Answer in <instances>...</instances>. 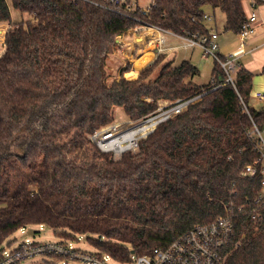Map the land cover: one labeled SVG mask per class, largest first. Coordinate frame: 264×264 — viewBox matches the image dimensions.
I'll return each mask as SVG.
<instances>
[{"label": "trees", "instance_id": "obj_1", "mask_svg": "<svg viewBox=\"0 0 264 264\" xmlns=\"http://www.w3.org/2000/svg\"><path fill=\"white\" fill-rule=\"evenodd\" d=\"M11 1L31 21L13 24L0 0V24H10L0 56V262L8 238L31 225L63 240L84 236L97 254L128 263L231 215L240 245L226 264H264V209L257 219L250 214L262 177L243 175L260 158L250 132L264 129V107L249 104L254 74L239 66L234 84L210 90L193 81L200 71L189 60L163 65L155 79L165 55L135 80L124 77L131 64L113 81L107 68L117 38L138 26L209 34L207 6L220 9L224 30L238 34L246 0H152L147 11L125 0L135 7L124 3L121 13L93 3L108 0ZM213 77L222 83L226 73L215 64ZM198 95L136 152L116 158L90 139L114 123L117 108L141 121L162 101ZM24 130L25 142L14 145Z\"/></svg>", "mask_w": 264, "mask_h": 264}, {"label": "built area", "instance_id": "obj_2", "mask_svg": "<svg viewBox=\"0 0 264 264\" xmlns=\"http://www.w3.org/2000/svg\"><path fill=\"white\" fill-rule=\"evenodd\" d=\"M93 3L121 13L125 0H108L107 7L99 3ZM258 5L256 0H249L250 12L247 15V21L237 34L239 37L238 54L220 55L219 34L211 28H209V34L175 33L150 25H141L130 31L149 33L148 45L151 46V50L154 52L153 63L161 55L168 56L180 50L194 48H199L204 55H210L215 64L226 73V79L222 83H216L215 77L211 79L208 87L210 90H214L228 83L234 84V75L239 67L240 52L245 51L249 38L255 32L254 24L258 19L256 12ZM134 7V3L126 4L127 10H132ZM213 20L211 15L207 13L204 15L205 23ZM255 97L264 102V92L256 93ZM200 98L201 95H198L186 101H178L173 105L160 106L154 115L145 119L139 125H132L134 121H128L126 123L130 124V127L124 128L123 124L115 123L95 132L90 139L102 152L112 153L116 158L121 157L128 151L136 152L139 142L147 138L159 124L181 114ZM150 122H156V125L148 129L147 133L141 132L143 126ZM129 135L133 136L127 138ZM250 136L254 137L258 143L260 158L255 164L247 165L243 175L254 177L260 173L262 177V191L254 203V206L257 207L250 212L253 219H257L261 215L255 212L257 208L264 209V129L260 130L257 126H254ZM243 209L239 208L238 212L241 213ZM20 231L24 234L25 228ZM83 238L84 236H79L77 240H62L57 243L43 244L27 239L14 249L11 246L7 249L5 247L4 258L0 264H25L29 259L39 255H52L65 261L60 264H68L69 260L82 261L86 264H109L110 261H114L109 255H99L95 251L89 253L78 248L76 243ZM239 245L240 242L235 239L233 217L231 215H221L211 222L196 225L167 246L156 248L149 255L138 256L133 254L130 262L135 264H226L230 253L237 249ZM46 263L51 264V262Z\"/></svg>", "mask_w": 264, "mask_h": 264}, {"label": "rangeland", "instance_id": "obj_3", "mask_svg": "<svg viewBox=\"0 0 264 264\" xmlns=\"http://www.w3.org/2000/svg\"><path fill=\"white\" fill-rule=\"evenodd\" d=\"M7 2L10 5L11 22L13 24L24 22L25 25H28L29 21H31V16L27 13H22L19 10L15 9L12 5L11 0H7ZM152 3H153L152 0H139L138 5L143 10L147 11L149 9V7L152 5ZM206 12H207V14L211 15L214 19L213 21H207L208 26H213L216 30V25H217L218 31L220 29H222L223 26H225L226 17H225V14L220 9H218V8L212 9L210 6H207ZM9 27H10V24H5V25L0 24V56L5 51V45L3 43V40H5V35L7 33V30L9 29ZM121 39L122 38H120V36L117 38L116 46H115L116 48L114 47L112 53L109 55V57L107 59V68H108V74L110 75V79H109L110 81H113L116 78H120V74H121L120 70L129 64L132 65L131 71L133 70L134 63H135L136 69H142V70L150 67L153 64L152 63L150 66H148L146 68H144V67L147 64L144 65L142 68H137V66H139L138 58L140 56L139 53L136 52L138 50H136L134 53L133 63H130V60L128 58H124V56L122 57L121 56L122 54H118V49L120 48V43H122ZM140 41H141V39H139L137 43H140ZM120 51H121V49H120ZM183 51H186V50H183ZM183 51L179 52L178 57L175 60V62L181 63L183 60L191 61L195 66L198 67V69L200 71V74L195 76L193 81L199 86L209 84L211 79H212L213 69L215 67L214 59L210 55H204L203 52L199 48H194V49L188 50V52H183ZM152 58H151V60H152ZM166 63H168V62L163 59L162 62L160 63V65L158 66V68L155 70V72L152 75H150V78L155 79L158 76V73H159V70L161 69V67L163 65H165ZM131 71H129V72H131ZM124 77L126 79H129V80H135L139 77V75L136 76L134 73L133 74L131 73V74L124 75ZM256 99L253 98L250 101V106L252 104H254L255 108L263 107L264 102H259L258 99L257 100ZM170 104H171L170 102L162 101L160 103V106H167ZM128 119L129 118L126 116L124 110L122 108H117L116 112H115V121L112 124L121 123V124H123L124 128H129L130 124H128L126 122L131 121V120H128ZM142 121H144V120L134 121L132 125H135V126L139 125ZM24 133H25V130L17 133L18 138H16L17 140L15 139L16 141H15L14 145H19L23 141L25 142V138L23 136ZM109 154H112V153H109ZM27 239H29L32 242L41 243V244H43V243H57V242H60L63 240L60 237L56 236L53 233V231L47 226L31 225V226H28L25 228L24 234H22L21 231H17L12 236H10L8 238V240L6 241V243L4 244V246L6 247V249L9 248L8 243L10 242L11 248L14 249V248L18 247L21 243L26 241ZM76 246L85 252L91 253V252L95 251V249L88 243L86 237H84L80 242H77ZM45 261L51 262V264H60L61 262H65L64 260H61L60 258H58L56 256L39 255L37 257L29 259L28 261L25 262V264H47ZM68 264H86V263L82 262V261L69 260ZM109 264H135V263L134 262L119 263L116 261H110Z\"/></svg>", "mask_w": 264, "mask_h": 264}, {"label": "crops", "instance_id": "obj_4", "mask_svg": "<svg viewBox=\"0 0 264 264\" xmlns=\"http://www.w3.org/2000/svg\"><path fill=\"white\" fill-rule=\"evenodd\" d=\"M244 10L248 15L250 12L249 0H246L244 2ZM256 12L258 15V19L254 24L255 32L249 38L245 51L243 53L240 52V57L238 59L239 66H242L243 68L254 74L250 101L253 98L256 99L255 97L256 93L264 92V74H262V70L264 67V0L257 6ZM207 27L211 29H215L213 26L207 25ZM224 27L225 26H223V28L218 31L216 25V32L219 34L218 44H219L220 55L225 56L230 54H238L239 52L238 35L233 32L225 31ZM120 38H122L121 39L122 43L118 41L120 43L118 54H122L121 55L122 57L124 56V58H128L130 60V63H133L134 61L133 57L136 50H138L136 52H138L140 55L138 59L145 56L146 54H150V55L154 54V52L151 50V46L148 45L149 33L143 32L136 34V32L134 31H129L126 34L121 35ZM139 39H141V41L140 43H137ZM120 49L121 51L122 50L123 51L121 52ZM181 51L183 50L165 56L164 60H166L168 63L169 62L173 63V65H178L179 63H176L175 60L177 59L178 54ZM183 52H188V50ZM153 61L154 58H152V60H150L144 68L150 66L153 63ZM133 66H134L133 70L131 72H127L126 74L134 73L136 76H138L142 69H136L135 63ZM253 105L254 104H252L251 106L255 108V105L254 106ZM256 109H260V108H256Z\"/></svg>", "mask_w": 264, "mask_h": 264}, {"label": "bare ground", "instance_id": "obj_5", "mask_svg": "<svg viewBox=\"0 0 264 264\" xmlns=\"http://www.w3.org/2000/svg\"><path fill=\"white\" fill-rule=\"evenodd\" d=\"M152 55H148L146 54L145 56L141 57L140 59H138V64L139 66H137V68H142L144 65H146L152 58ZM156 125V122H150L147 123L146 125L143 126V128L141 129V132L143 133H147L148 129H151L152 127H154ZM133 135H129L127 138H131Z\"/></svg>", "mask_w": 264, "mask_h": 264}]
</instances>
